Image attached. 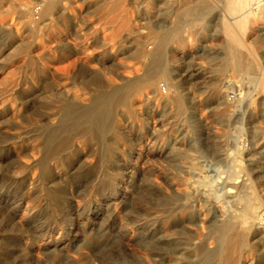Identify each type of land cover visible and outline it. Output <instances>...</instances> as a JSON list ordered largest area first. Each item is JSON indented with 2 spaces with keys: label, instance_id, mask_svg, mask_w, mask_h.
Instances as JSON below:
<instances>
[{
  "label": "bare ground",
  "instance_id": "bare-ground-1",
  "mask_svg": "<svg viewBox=\"0 0 264 264\" xmlns=\"http://www.w3.org/2000/svg\"><path fill=\"white\" fill-rule=\"evenodd\" d=\"M5 1L0 0V8ZM43 1L41 9L45 19L59 5L64 10L69 7L63 0ZM113 1L115 7L122 3V0H82L95 9L106 8ZM132 1L141 4L142 24L151 23L147 35L143 36L145 32L135 21H131V16L125 13L119 15L114 23L131 28L124 39L126 42L121 44L119 53L115 54L116 49L108 53L104 51L103 58L90 61L99 63V69H82L80 75L84 87L81 94L73 93L68 83L49 88L45 97L52 102L46 107L48 111L43 114L44 120L36 123L34 131L11 122H0V151H11L13 144L24 147L32 136L38 153L37 158L13 173L10 181L37 188L47 181L51 194L53 182L59 175L55 168L70 169L75 160L82 159V144L100 142L105 149L103 158L116 166L115 170L108 172L110 187L116 195L107 202V206L115 203L122 206L134 192L133 188L142 186L145 180L144 174L138 172L132 163H118L123 154L119 144L134 133L137 125L141 126L136 120L142 112L151 116L153 121L152 127L148 125L149 131L154 134L162 131L154 120V115L160 114L159 106L163 109L169 106L185 108L189 97L180 88L195 82L206 93L204 98H191L193 103H197V109L205 103L215 104L213 110L216 117L229 122L243 106L250 145L245 147L243 139H237L233 132L203 138L215 157L227 166L226 175L216 189L203 180L190 181L191 177L186 174L189 171L186 170H183L182 178H168L165 191L155 188L150 182L145 183L148 206L142 218L138 219L144 229L142 234L158 254L156 259L160 263L167 253L172 256L174 264H264V49L259 57L256 47L247 40L255 29L251 23L257 17H264V1ZM12 3L22 18L33 9L31 0H12ZM25 26L28 27L27 24ZM256 31L255 41L264 47V26L256 27ZM0 32L1 37L10 34L12 42L19 38L7 33L1 23ZM133 32L137 34L132 35ZM197 33L202 38L222 37L223 43L215 47L205 42L194 47ZM146 40L151 41L148 49L145 48ZM187 47H194V54L188 53ZM177 51L180 56L175 59L173 56ZM120 53L135 60V64L117 59ZM206 54L224 61L221 71L209 70L200 62L193 63V57ZM107 61L124 68L125 72L118 79L108 76L105 71ZM53 62L52 58H34L31 55L23 59V65L36 66L41 78L52 75ZM71 62L69 65L89 61ZM141 62L144 68H141ZM228 68L242 77L226 76L223 72ZM59 71L56 69V72ZM69 78L70 75L66 74L61 79ZM7 81L4 87H0V118L20 110V105L27 102L25 98L31 96L30 88L24 86L25 80L11 77ZM230 90L234 94V102L227 98ZM42 92L39 93L41 98ZM231 107L234 109L230 114L227 110ZM198 123L200 119H195L193 126L197 127ZM6 128H11L13 132L3 136ZM184 130V127L179 129L180 133ZM36 166L41 167L40 172L31 176L29 173ZM103 179V173H94L93 181L100 183ZM0 202L2 208L9 210L11 217L21 203L10 202L4 193L0 195ZM41 211L39 209L25 225L37 233L51 234L59 225L57 219L37 223ZM3 220L6 224L10 223L7 219ZM66 233L73 240L79 238V232L73 226L66 227ZM101 243L102 239L88 236L78 247L74 246V252L69 251L67 244L64 245L63 238L49 239L44 245L45 250L58 260L67 264H83L96 246L94 244ZM16 250L13 247L0 253L3 256L0 264H29L23 251L19 263L16 258L11 262Z\"/></svg>",
  "mask_w": 264,
  "mask_h": 264
},
{
  "label": "rangeland",
  "instance_id": "rangeland-1",
  "mask_svg": "<svg viewBox=\"0 0 264 264\" xmlns=\"http://www.w3.org/2000/svg\"><path fill=\"white\" fill-rule=\"evenodd\" d=\"M31 1L33 9L23 18L20 17L12 0H6L0 8V23L6 28L7 33L19 37L12 42L10 34L0 36V51L2 49L0 87H4L11 77L21 78L25 80L24 86L30 88L31 94L30 97L25 98L27 102L20 105V110L11 111L8 115L1 117L0 122H11L34 131L36 123L44 120L43 114L48 111L46 107L52 102L49 97H45L49 88L68 83L73 93L81 94L84 87L83 77L80 75L82 69L85 71L99 69V63L90 61L103 58L104 51L108 53L116 49L115 54L119 53L118 49L122 43L126 42L124 39L131 31V28L120 27L119 24L114 23L119 15L125 13L131 16V21H135L136 25L145 32L143 36L150 31L148 26L151 23L142 24L144 20L141 19L139 12L141 4L134 3L132 0H122L117 7L114 6L113 1L103 9L90 8L89 4L82 0L76 2L63 0V2L67 1L68 10L62 9L59 5V8L46 19L43 17L42 9L39 15L35 13V7L42 6L44 1ZM26 24L28 27L25 26ZM251 26L255 29H252L253 33L247 40L251 46L256 47L258 56L261 57L264 47L260 42L255 41V37L256 27L264 26V17H257ZM135 34L137 32L132 33V35ZM205 42L215 47L223 43L222 37L202 38L197 33L193 46H200ZM149 44L151 41L146 40V49ZM194 47H187L188 53L194 54ZM29 55L34 58L54 59L52 75L41 78L36 66L23 65V59ZM198 55L193 57V63H203L209 67V70H222L224 61L220 57H213L211 54ZM179 56L180 53L177 51L173 58L177 59ZM117 59L124 63L135 64V60L125 54L120 53ZM77 60L89 62H76L74 65H69L71 61ZM142 64L141 62V68H144ZM56 69L60 71L56 72ZM105 71L108 76L115 79L125 72L124 68L113 65L110 61H107ZM223 73L226 76L242 77L231 68L224 70ZM66 74H69L70 78L62 80V76ZM180 89L186 97H189L187 106L182 109L172 106L163 109L159 106L160 114L154 115L157 127L162 131L157 134L149 131L148 125L152 127L153 121L151 116L142 112L136 120L141 123V126L137 125L134 133L119 144L123 154L118 163L122 165L132 163L138 172L144 174L145 180L142 186L133 188L134 192H131L122 206L116 203L107 206V202L116 195L110 187L108 172L115 170L116 166L107 158H103L105 149L100 142L82 144V159L75 160L70 169L58 166L55 168L59 175L57 174L53 182L51 194L48 189L50 183L47 181L43 182V186L39 188L35 185L13 184L10 181L13 173L19 172L24 164L38 157L34 148V137L30 136L24 147L19 148L13 144L11 151H0L2 181L0 195L4 193L10 202L21 201L13 217L10 216L8 209L1 207L0 202V253L14 247L17 250L14 251L11 262L16 258L19 263L22 260L20 253L23 251L27 255L29 264H67L48 253L44 244L49 239L63 238L64 245L67 244L69 251L74 252L76 249L74 246L78 247L84 239L92 236L98 240L102 239L103 243L94 244L96 248L94 247L83 264H174L172 256H168L167 253L162 263L157 262L158 254L142 234L144 229L140 227L138 219L142 218L148 206V190L145 183L150 182L155 188L165 191L168 186L166 180L182 178L183 170H186L189 171L186 174L191 177L190 181L203 180L211 188L216 189L226 175L227 166L215 157L203 138L233 132L237 139L238 137L243 139L245 147L250 145L243 106L239 107L238 114L232 116L229 122H224L214 114L215 104L205 103L201 109H197L195 107L197 103L192 102L193 96H195L193 100L205 97L204 88L197 87V83L194 82L186 83ZM173 91L176 92V89ZM40 92L43 93V98L39 95ZM233 95L232 90L228 91L227 98L230 102L235 101ZM153 106L156 107L155 102ZM232 109L234 107L229 108L227 112L233 113ZM195 119H200L197 127L193 126ZM182 127L185 130L180 133L179 129ZM5 130L7 132L3 136L13 132L11 128ZM40 168L39 166L32 168L29 174L37 175ZM95 172L104 174V179L100 183L93 181ZM39 209L42 211L37 223L47 219H57L59 225L51 234L37 233L32 227L27 228L25 225ZM3 219H7L8 223L10 221V225ZM69 226H73L79 232L77 240L67 235L66 227ZM158 252L164 253L163 250ZM2 261L3 256L0 255V263Z\"/></svg>",
  "mask_w": 264,
  "mask_h": 264
},
{
  "label": "built area",
  "instance_id": "built-area-1",
  "mask_svg": "<svg viewBox=\"0 0 264 264\" xmlns=\"http://www.w3.org/2000/svg\"><path fill=\"white\" fill-rule=\"evenodd\" d=\"M40 12H41V6H36V7H35V13H36L37 15H39Z\"/></svg>",
  "mask_w": 264,
  "mask_h": 264
}]
</instances>
